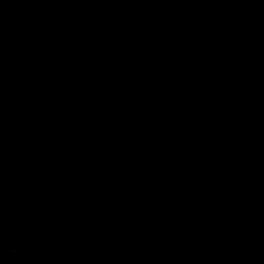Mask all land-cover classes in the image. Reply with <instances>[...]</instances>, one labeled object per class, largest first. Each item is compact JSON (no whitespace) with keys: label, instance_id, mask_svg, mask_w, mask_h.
I'll return each instance as SVG.
<instances>
[{"label":"water","instance_id":"1","mask_svg":"<svg viewBox=\"0 0 264 264\" xmlns=\"http://www.w3.org/2000/svg\"><path fill=\"white\" fill-rule=\"evenodd\" d=\"M0 264H264V0H0Z\"/></svg>","mask_w":264,"mask_h":264}]
</instances>
